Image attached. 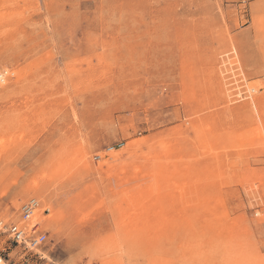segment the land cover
<instances>
[{
    "label": "rangeland",
    "instance_id": "374dc122",
    "mask_svg": "<svg viewBox=\"0 0 264 264\" xmlns=\"http://www.w3.org/2000/svg\"><path fill=\"white\" fill-rule=\"evenodd\" d=\"M0 219L47 237L8 264H264V0H0Z\"/></svg>",
    "mask_w": 264,
    "mask_h": 264
},
{
    "label": "built area",
    "instance_id": "2783aa9c",
    "mask_svg": "<svg viewBox=\"0 0 264 264\" xmlns=\"http://www.w3.org/2000/svg\"><path fill=\"white\" fill-rule=\"evenodd\" d=\"M37 208V203L35 201H30L22 209V219L25 223L31 220L35 210ZM0 231L8 233L12 238V241L19 246H24L25 248L34 251L39 249V247L46 241V235L40 231L38 224L29 227L27 225L18 224H5L0 219ZM0 264H8L6 262H1Z\"/></svg>",
    "mask_w": 264,
    "mask_h": 264
},
{
    "label": "bare ground",
    "instance_id": "6f19581e",
    "mask_svg": "<svg viewBox=\"0 0 264 264\" xmlns=\"http://www.w3.org/2000/svg\"><path fill=\"white\" fill-rule=\"evenodd\" d=\"M3 261V259H1V262Z\"/></svg>",
    "mask_w": 264,
    "mask_h": 264
}]
</instances>
